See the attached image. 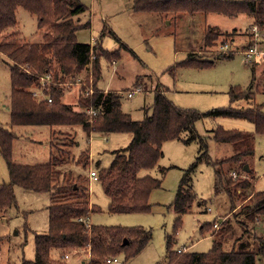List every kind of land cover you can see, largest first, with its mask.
Here are the masks:
<instances>
[{
    "label": "trees",
    "instance_id": "trees-1",
    "mask_svg": "<svg viewBox=\"0 0 264 264\" xmlns=\"http://www.w3.org/2000/svg\"><path fill=\"white\" fill-rule=\"evenodd\" d=\"M130 8L137 13L157 14L170 22L171 17L183 14L251 15L255 24L264 26V0H132ZM19 9L38 18L39 30L46 29L41 42H21L10 37L8 31L19 25ZM88 11L82 0H0V53L6 56L11 71L10 129L0 126V153L8 166L10 180L0 184V211L6 214L17 205L16 187L50 196L48 231L35 236V258L23 259L20 264H67L66 256L70 253L87 254L89 257L85 264H107L108 259L120 255L130 260L152 240L151 231L142 226H103L84 222L92 213L102 212V209L90 200L86 184L90 178L83 175V169L90 164L91 151L89 147L77 150L80 131L87 139L96 133L131 134L126 148L112 152L109 166L97 164L98 182L109 198V213H149L152 211L151 194L162 187L163 180L150 174L142 175V172L159 164L164 155L162 146L168 141L179 140L185 144L197 141L206 157L207 140L200 136L195 125L207 117L220 116L246 119L255 125V133L230 131L220 126L214 130L215 141L228 144L233 150V155L219 165L227 162L234 166L227 171L217 167L215 192L227 196L231 212L237 209L239 212H234L231 219L224 218L221 227L216 228V222L201 227L202 231L215 230L211 235L212 248L208 252L175 251L174 238L168 237L167 264L263 263L264 235L259 234L258 228L264 223V191L251 190L252 169L249 166V172L244 171L246 159L255 153V135H264L263 105L249 108L231 105L208 112L182 108L168 97V87L159 80L154 85L153 75H147L154 93L152 112L149 113L146 107L145 118L134 119L131 112L123 109L118 92H105L96 85L102 77L101 59L113 63L121 56L119 51L105 49L99 39L93 45L78 41V32L91 27V22L82 24L80 21ZM106 31L105 25L101 37ZM219 38L215 28L210 27L204 36L203 47L229 43L228 40L220 42ZM189 54L177 67L206 69L214 65L213 60L200 58L195 52ZM89 65L95 88L86 97L78 98L75 105L66 103L67 86L79 83L82 71ZM255 66L252 68L253 77ZM173 68L176 66L170 69L171 72ZM46 75H50L52 84L46 90L48 99L40 100L33 96V91L41 86ZM137 84L138 87L143 86ZM251 94L239 86L229 90L233 104L253 100ZM89 109L95 115L88 113ZM22 126L47 127L50 130L52 156L49 162H14L13 146L18 136L12 128ZM62 139H67L73 147ZM73 149L80 156L70 167ZM75 167L79 168V173ZM160 172L164 175L166 169L160 168ZM205 204L206 201L200 200L192 188L187 171L170 205L179 216L176 227L182 226L181 215L190 212L194 205ZM234 218L237 225L233 223ZM55 250L59 253L53 258Z\"/></svg>",
    "mask_w": 264,
    "mask_h": 264
},
{
    "label": "rangeland",
    "instance_id": "rangeland-1",
    "mask_svg": "<svg viewBox=\"0 0 264 264\" xmlns=\"http://www.w3.org/2000/svg\"><path fill=\"white\" fill-rule=\"evenodd\" d=\"M82 2L88 6L89 11L80 21L82 24L92 22V25L78 32V41L91 44L93 38L99 39L105 49L109 52L119 51L121 56V59L115 60L116 64L101 59L102 77L96 85L105 92H118L121 95L123 109L131 112L134 119L145 118L146 107L149 113L152 112L154 93L152 83L146 78L147 75H153L154 85L159 80L166 88L168 87V97L182 108L208 112L231 105L235 108L263 105L264 112V63L256 64L253 77L254 65L246 64L240 52L255 24L253 16L228 17L222 14L196 13L171 17L170 22L154 13L134 12L130 8L132 0H82ZM17 14L19 25L8 31L10 37L13 36L12 38L21 42H41L46 29L42 31L38 29V18L23 9H19ZM105 25L107 31L101 37ZM210 27L218 32L220 42L229 41L232 54L221 55L219 45L203 47L204 36ZM190 52L197 53L198 57L205 60H213L214 65L206 69L177 67L189 57ZM7 62L6 56L0 53V126L10 129L11 71ZM174 66L176 68H173V73L170 69ZM90 69L88 67L82 71L79 83L67 86L64 97L66 103L75 105L78 98L86 97L95 88ZM137 83L143 85L141 86L143 92L129 98L128 93L136 89ZM235 86L251 92L253 100H242L233 104L229 90ZM219 126L230 131L255 133L254 123L246 119L207 117L195 125L200 136L207 140L206 157L197 141L190 144L179 140L164 143L162 146L164 155L159 164L152 170L142 172V175L150 174L163 180L162 187L151 194L152 211L149 213H109L107 209L110 201L100 182L87 180L91 203L102 209V212L92 213L91 224L142 226L152 233L150 244L138 256L126 260L124 255H120L118 256L120 262L115 264H167V238L170 236L174 238L175 251L184 249L189 252L205 253L212 248L211 235L215 230L202 231L201 227L215 222L220 226L224 218L231 219L234 212H239V209L231 212L227 196L217 195L215 192L217 167L226 171L234 167L227 162L219 165L221 161L228 160L233 155L230 145L218 143L213 137L214 130ZM12 131L18 136L13 146L14 162L36 164L50 161L51 133L47 127L22 126L14 127ZM131 137V134L127 133H96L87 139L80 131L78 140L81 146L77 150L89 147L91 151V161L83 169V175L90 178L91 170L97 169L98 163L102 167L109 166L113 159L112 152L126 148ZM63 140L68 143L67 139ZM254 149L255 153L246 159V165L252 169L251 190L259 192L264 191V135H255ZM71 153L73 157L69 166L75 165L80 156L75 149ZM160 168L166 169L164 175ZM75 171L79 173V168L75 167ZM187 171L192 188L198 198L206 201V204L194 205L190 212L181 215L182 226L177 228L176 221L179 216L170 205ZM9 180L8 166L0 153V184L8 183ZM15 192L17 205L10 208L6 214L0 211V264H20L23 259H34L35 236L48 231L49 194L27 191L21 187H16ZM235 220L234 218L233 223ZM258 229L261 231H258L259 234L264 235V223L260 224ZM245 240L246 238L243 239ZM58 253L55 250L52 253L53 258L57 257ZM88 257L87 254L70 253L66 263L82 264Z\"/></svg>",
    "mask_w": 264,
    "mask_h": 264
},
{
    "label": "built area",
    "instance_id": "built-area-1",
    "mask_svg": "<svg viewBox=\"0 0 264 264\" xmlns=\"http://www.w3.org/2000/svg\"><path fill=\"white\" fill-rule=\"evenodd\" d=\"M96 40L97 39L93 38L91 44L93 45L96 42ZM230 46H231L230 43H227L225 45L221 44L219 47L220 52L226 55L232 54V49ZM240 52L243 56L244 62L248 65L260 64L261 62L264 63V26H260L259 24H254L252 26L248 41L246 44H244V47ZM113 64H116V62H113ZM88 67L91 68V65H89ZM51 84H52V79L50 75L44 76L42 78L41 86L33 91V96L40 100L48 99V96L46 95V90L49 89V86ZM141 92H143V89L142 87L139 86L134 91H130L128 93V97L132 98L136 94ZM49 102H51L50 99ZM88 113L95 115L92 109H89ZM234 176L236 178V175ZM90 179L94 181H98L97 170H92L90 172ZM84 222L90 223L88 218H86ZM215 227L216 228L219 227L218 223H216ZM66 258H68V256H66ZM119 262L120 261L118 257L110 258L107 260V264H115Z\"/></svg>",
    "mask_w": 264,
    "mask_h": 264
},
{
    "label": "water",
    "instance_id": "water-1",
    "mask_svg": "<svg viewBox=\"0 0 264 264\" xmlns=\"http://www.w3.org/2000/svg\"><path fill=\"white\" fill-rule=\"evenodd\" d=\"M250 168L248 165L245 166L244 171L249 172Z\"/></svg>",
    "mask_w": 264,
    "mask_h": 264
},
{
    "label": "crops",
    "instance_id": "crops-1",
    "mask_svg": "<svg viewBox=\"0 0 264 264\" xmlns=\"http://www.w3.org/2000/svg\"><path fill=\"white\" fill-rule=\"evenodd\" d=\"M91 25H92V22H91ZM80 146H81V144H80ZM94 170H97V169H94ZM92 171V170H91ZM89 222H90V224H91V217L89 218ZM82 264H85V262H82Z\"/></svg>",
    "mask_w": 264,
    "mask_h": 264
}]
</instances>
